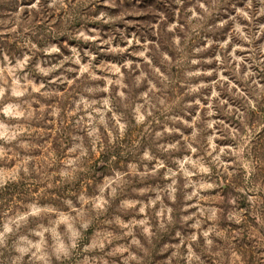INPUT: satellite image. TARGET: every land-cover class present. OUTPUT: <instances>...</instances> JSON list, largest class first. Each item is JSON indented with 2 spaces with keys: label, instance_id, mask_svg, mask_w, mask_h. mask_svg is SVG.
<instances>
[{
  "label": "rangeland",
  "instance_id": "obj_1",
  "mask_svg": "<svg viewBox=\"0 0 264 264\" xmlns=\"http://www.w3.org/2000/svg\"><path fill=\"white\" fill-rule=\"evenodd\" d=\"M0 264H264V0H0Z\"/></svg>",
  "mask_w": 264,
  "mask_h": 264
}]
</instances>
